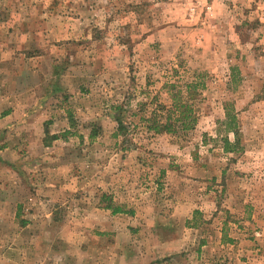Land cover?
Here are the masks:
<instances>
[{
    "label": "rangeland",
    "instance_id": "obj_1",
    "mask_svg": "<svg viewBox=\"0 0 264 264\" xmlns=\"http://www.w3.org/2000/svg\"><path fill=\"white\" fill-rule=\"evenodd\" d=\"M197 74L195 127L147 133L168 84ZM225 105L239 127L231 153ZM254 261L264 1L0 0V264Z\"/></svg>",
    "mask_w": 264,
    "mask_h": 264
},
{
    "label": "trees",
    "instance_id": "obj_2",
    "mask_svg": "<svg viewBox=\"0 0 264 264\" xmlns=\"http://www.w3.org/2000/svg\"><path fill=\"white\" fill-rule=\"evenodd\" d=\"M264 1V0H263ZM237 74V73H236ZM234 74L232 69V81H236L237 75ZM201 74L194 76V79L190 82H184L178 84L173 82L168 84L170 94V105H164L156 103L155 108L151 111L150 116L143 119L144 127L147 133L154 135L159 134H175L178 132H187L192 130L197 123V107L196 104L201 97L202 91L206 89L205 83ZM238 81V80H237ZM225 133L233 135L234 142H230L228 138H223V151L225 153H231L236 150V142L239 135V127L232 107L225 105ZM121 110H118L116 115L117 129L115 136L124 133L126 128L123 122ZM95 134L91 135L93 137ZM51 140H56V136H51ZM107 209H111L107 206ZM113 214L125 213L121 208H113ZM19 215V214H18ZM24 223V222H23Z\"/></svg>",
    "mask_w": 264,
    "mask_h": 264
},
{
    "label": "crops",
    "instance_id": "obj_3",
    "mask_svg": "<svg viewBox=\"0 0 264 264\" xmlns=\"http://www.w3.org/2000/svg\"><path fill=\"white\" fill-rule=\"evenodd\" d=\"M179 205H182V204H179ZM186 203L185 204H183V206H185V208L184 209H186ZM196 209V208H195ZM194 211V210H193ZM193 211L191 212V214L193 213ZM183 221H185V219H192V217H187V216H183ZM256 218H258L257 216H256ZM166 220L165 219H163V222H165ZM168 221L169 222H171V224L170 225H172V222H173V219L172 218H169L168 219ZM195 225V224H194ZM194 228H192V230H193V232H197V229H199V227H198V224H196L195 226H193ZM259 227H262V226H259ZM200 244H201V242H200ZM199 244V248L201 249V248H204V247H206V249L207 250H213L214 249V246H213V243L210 241V240H208V242H207V244H206V246H202V245H200ZM169 246V245H168ZM199 248L197 249V251L199 252ZM244 252V251H243ZM242 252V253H243ZM135 264H150V263H135ZM197 264H201V262H199V263H197ZM249 264H251V263H249ZM253 264H264V262L262 261V262H256V261H254L253 262Z\"/></svg>",
    "mask_w": 264,
    "mask_h": 264
}]
</instances>
